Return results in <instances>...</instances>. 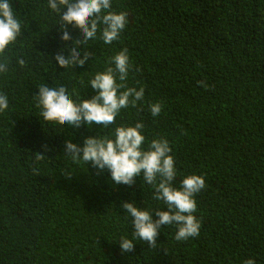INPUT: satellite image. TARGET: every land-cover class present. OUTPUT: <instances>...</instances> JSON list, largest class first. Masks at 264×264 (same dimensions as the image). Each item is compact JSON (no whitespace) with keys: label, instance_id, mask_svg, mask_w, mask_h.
Segmentation results:
<instances>
[{"label":"trees","instance_id":"trees-1","mask_svg":"<svg viewBox=\"0 0 264 264\" xmlns=\"http://www.w3.org/2000/svg\"><path fill=\"white\" fill-rule=\"evenodd\" d=\"M10 2L25 23L0 56L8 64L0 93L9 101L0 113V264H264V0H111V12L127 13L119 39L106 45L98 32L78 49L89 54L85 66L68 70L54 57L81 39L80 30L69 26L65 44L47 0ZM125 48L131 68L117 83L144 88L136 108L121 109L107 129L40 117L41 84L90 100L97 93L89 80L114 68L111 57ZM154 103L162 105L156 117ZM137 122L145 149L153 139L169 142L173 187L188 175L202 176L206 187L194 197L198 236L177 241V227L162 226L155 249L137 240L122 254L118 242L132 238L133 226L121 205L149 212L167 205L142 176L116 185L107 169L73 163L65 142L83 147L86 138Z\"/></svg>","mask_w":264,"mask_h":264},{"label":"clouds","instance_id":"clouds-1","mask_svg":"<svg viewBox=\"0 0 264 264\" xmlns=\"http://www.w3.org/2000/svg\"><path fill=\"white\" fill-rule=\"evenodd\" d=\"M47 7L58 17L57 25L61 30L60 39L67 44L72 39L68 27L79 29L81 39L74 41L72 46L62 49L54 57L58 67L68 70L75 67L83 68L89 60V54L83 56L78 51L81 46H88L90 41L99 38L104 44L110 45L119 39L125 29L127 13L119 14L110 11L111 0H47ZM66 8V11L64 9ZM24 21L14 12L10 0H0V56L10 51L18 38L23 36ZM65 53H68L65 55ZM23 66L25 61L18 60ZM104 72H97L89 80V85L97 94L90 100H74L63 87H49L41 84L38 95L34 97L40 117L44 121L61 126L102 125L107 129L115 124L121 109L129 106L136 108L144 99V88L126 87V81L131 68L128 49L125 48L111 57ZM8 64L0 62V74L6 73ZM201 86H205L201 82ZM126 89V90H121ZM9 108L7 95L0 93V113ZM153 117L160 114L162 105L154 103L149 106ZM144 124L137 122L134 126H116L110 136L86 138L83 147L65 142V152L73 163L91 162L93 168L103 172L107 169L111 174V181L116 185L132 186L135 178L142 176L144 183L155 190L153 199L163 201L167 211L141 210L134 203L125 202L121 205L127 218H132V238L121 237L118 242L121 253L134 251V241H142L150 248L157 247L156 239L162 226L175 225L177 241L187 240L199 235L200 223L193 213L197 210L194 197L206 187L205 180L199 175H188L177 189L173 187L176 177L174 157L166 139H153L147 149L143 147L145 136L142 134ZM44 146L43 151H52ZM36 160L45 158L42 154H35ZM71 176L70 173H63ZM153 213L158 219L153 220ZM243 264H256L249 258Z\"/></svg>","mask_w":264,"mask_h":264}]
</instances>
